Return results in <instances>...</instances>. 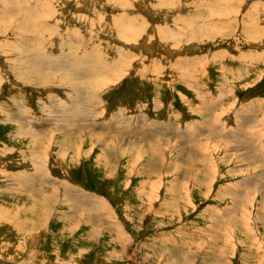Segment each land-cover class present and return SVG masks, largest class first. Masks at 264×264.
Returning a JSON list of instances; mask_svg holds the SVG:
<instances>
[{"label":"rangeland","instance_id":"1","mask_svg":"<svg viewBox=\"0 0 264 264\" xmlns=\"http://www.w3.org/2000/svg\"><path fill=\"white\" fill-rule=\"evenodd\" d=\"M0 264H264V0H0Z\"/></svg>","mask_w":264,"mask_h":264},{"label":"bare ground","instance_id":"2","mask_svg":"<svg viewBox=\"0 0 264 264\" xmlns=\"http://www.w3.org/2000/svg\"><path fill=\"white\" fill-rule=\"evenodd\" d=\"M124 6V5H123ZM32 15V14H31ZM29 30V29H28ZM40 39V38H39ZM33 52V51H32ZM39 52V51H38ZM36 54V53H35ZM25 55V54H24ZM29 55V54H28ZM26 56V55H25ZM31 56H32V54H31ZM38 56V55H37ZM17 58V57H16ZM28 58H30V57H28ZM34 58V57H33ZM47 58V57H46ZM42 60H43V58H41ZM22 60V59H21ZM33 60V59H32ZM35 60V59H34ZM39 59H37V61H38ZM31 61V60H30ZM30 61H27L28 63L26 64L27 65V71L25 72V74H27V76H26V78H28V76L29 77H32V78H37L38 79V81H39V83L40 82H50L51 80H52V77H53V72L55 71L56 72V68H54L55 66H56V63H55V66H52L51 67V69L52 70H54V71H46L47 72V75L46 76H44L45 78L44 79H42L41 81L39 80L40 78H39V76H40V74H41V72H40V69H43L44 70V68L42 67V65H37L36 63L37 62H35V61H32V62H30ZM40 61V60H39ZM38 61V62H39ZM45 61V63L47 62L46 60H44ZM52 61V60H51ZM50 62V61H49ZM73 61H70L69 62V64L70 63H72ZM42 63V62H41ZM40 63V64H41ZM31 64H32V67H31ZM39 64V63H38ZM43 64V63H42ZM74 64V63H73ZM72 64V65H73ZM22 65V64H21ZM24 65V64H23ZM104 65V64H103ZM109 65V64H108ZM44 66V65H43ZM86 66H87V62H86ZM99 66H100V64H99ZM31 67V68H30ZM102 67V66H101ZM47 68H48V65H47ZM47 68H45V70L47 69ZM61 69H63V67L62 68H57V71L58 70H61ZM117 70V69H116ZM123 71H125V70H123ZM4 72V71H3ZM24 72H22V73H24ZM121 72V71H120ZM119 72V73H120ZM21 73V74H22ZM126 73V72H125ZM124 73V74H125ZM69 74H71V75H64L63 74V70H61V76H60V78H59V80H62V82H59V83H61V84H63V85H65V86H67L68 84H71L70 85V89H71V91H73V92H77V94H81V93H79V91H81L82 89H84L85 90V88L86 89H91V88H97L96 90H98L100 87H97L96 86V84L94 83V82H91V79L92 78H95V79H97V80H99V82H101V83H104V84H102V87H104L105 85H111V84H113V83H111V82H113V81H111L110 79L111 78H113L114 79V82L121 76V75H116V76H114V74H112L111 76H108V77H98L97 75H95V74H93V73H91V72H88L87 71V69H85L84 70V66L82 67V69H79V70H76L75 68H73L70 72H69ZM121 74V73H120ZM17 76V75H16ZM122 76H123V74H122ZM22 77V76H21ZM109 78V79H108ZM19 79V78H18ZM76 83H79L80 85H76ZM111 83V84H110ZM42 84V83H41ZM79 90V91H78ZM90 94V93H89ZM93 94V93H92ZM83 96V95H82ZM78 97H79V95H78ZM82 98V97H81ZM94 98V97H93ZM79 108V107H78ZM72 110H73V108H72ZM71 111V110H70ZM76 111H78V110H76ZM83 111V110H82ZM79 113H80V111H79ZM78 113V114H79ZM82 113V112H81ZM74 114V113H73ZM68 115V114H67ZM77 115V114H76ZM64 116V115H63ZM69 116V115H68ZM67 117V116H66ZM77 117V116H76ZM71 118V117H70ZM81 117H79V119H80ZM76 119V118H75ZM73 120V119H72ZM81 120H83V119H81ZM74 121H80V120H74ZM74 121H72V122H74ZM65 123H67V122H65ZM71 123V122H70ZM87 123V122H86ZM72 125V124H71ZM82 125L83 124H80V126L79 127H76V130L75 131H77V130H79V129H81L82 128ZM68 126V125H67ZM26 127V126H25ZM29 127V126H28ZM68 127H71V126H68ZM86 127V126H85ZM65 128V127H64ZM84 128V127H83ZM75 129V128H74ZM74 129H72V130H74ZM79 132V131H78ZM38 134H39V132H38ZM27 135H30V137L32 138V137H34L35 135H34V131L31 133V132H29V134L27 133ZM34 140V139H33ZM39 142V141H38ZM46 154V153H45ZM34 166V165H33ZM40 168V167H39ZM36 178H38V177H33V179L31 180V181H25V180H23V179H20L19 180V183H21V184H26V185H29V186H31V185H36L39 181H37L36 182ZM25 179H26V177H25ZM28 186V187H29ZM74 187H72V189H73ZM33 189V188H32ZM69 189V191L72 193V189H70V187L68 188ZM83 189V188H82ZM31 193H32V191H31ZM35 195V194H34ZM42 195V194H41ZM35 197H40V195H36ZM80 198H82L83 200H89V202H90V198H89V196H85V195H83L82 197H80ZM49 202V201H48ZM41 203V202H40ZM87 203V202H86ZM44 204H46V203H44ZM43 205V204H42ZM41 205V206H42ZM76 205V204H75ZM36 206V205H35ZM94 206V205H93ZM96 206V205H95ZM102 206H103V204H102ZM73 207V206H72ZM90 207V206H89ZM91 207H92V205H91ZM90 207V208H91ZM40 208V207H39ZM44 208V207H43ZM47 208V207H46ZM50 208V207H49ZM39 210V209H38ZM46 210V209H45ZM96 210V209H95ZM43 214V213H42ZM96 214V213H95ZM98 214H99V212H98ZM44 215V214H43ZM42 218V217H41Z\"/></svg>","mask_w":264,"mask_h":264},{"label":"crops","instance_id":"3","mask_svg":"<svg viewBox=\"0 0 264 264\" xmlns=\"http://www.w3.org/2000/svg\"><path fill=\"white\" fill-rule=\"evenodd\" d=\"M29 197H30V196H29ZM30 200H33V198H30ZM32 202H33V201H31L30 203H32ZM30 203H29V204H30Z\"/></svg>","mask_w":264,"mask_h":264}]
</instances>
